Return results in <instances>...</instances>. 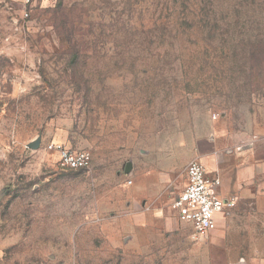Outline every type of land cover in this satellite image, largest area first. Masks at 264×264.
I'll return each mask as SVG.
<instances>
[{
	"label": "rangeland",
	"instance_id": "1",
	"mask_svg": "<svg viewBox=\"0 0 264 264\" xmlns=\"http://www.w3.org/2000/svg\"><path fill=\"white\" fill-rule=\"evenodd\" d=\"M208 138L264 165V0H0V264H264L255 204L171 209Z\"/></svg>",
	"mask_w": 264,
	"mask_h": 264
},
{
	"label": "built area",
	"instance_id": "2",
	"mask_svg": "<svg viewBox=\"0 0 264 264\" xmlns=\"http://www.w3.org/2000/svg\"><path fill=\"white\" fill-rule=\"evenodd\" d=\"M26 3L30 4L31 0H26ZM28 16L26 13L25 17ZM53 149L58 153L63 168L86 170L92 164V155L88 151L68 149L62 144H53ZM186 176L187 185L171 203V209L182 223L192 226L195 236L202 238L217 229L220 218L235 208L238 199L222 198L217 192L220 179L209 178L199 160L188 164Z\"/></svg>",
	"mask_w": 264,
	"mask_h": 264
},
{
	"label": "crops",
	"instance_id": "3",
	"mask_svg": "<svg viewBox=\"0 0 264 264\" xmlns=\"http://www.w3.org/2000/svg\"><path fill=\"white\" fill-rule=\"evenodd\" d=\"M226 152L220 142L208 138L195 142L193 157L205 166L209 178L220 179L217 192L222 198H237V208L245 205L244 209H248V205L255 204L257 214L264 216V206L260 203L264 189L257 182V175L264 173V165L261 167L257 159L251 161V157L241 152L232 151L230 156Z\"/></svg>",
	"mask_w": 264,
	"mask_h": 264
},
{
	"label": "water",
	"instance_id": "4",
	"mask_svg": "<svg viewBox=\"0 0 264 264\" xmlns=\"http://www.w3.org/2000/svg\"><path fill=\"white\" fill-rule=\"evenodd\" d=\"M39 143H40V140L34 141L32 144L29 145V147L32 149H35L38 147ZM130 170H131V165L130 163H128L127 168H126V173L128 174ZM1 199H2V195L0 194V201Z\"/></svg>",
	"mask_w": 264,
	"mask_h": 264
}]
</instances>
